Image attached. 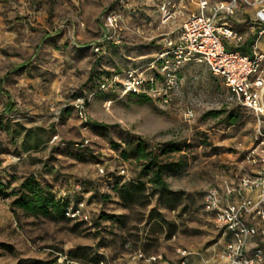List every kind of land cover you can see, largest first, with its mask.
Segmentation results:
<instances>
[{
  "label": "rangeland",
  "instance_id": "374dc122",
  "mask_svg": "<svg viewBox=\"0 0 264 264\" xmlns=\"http://www.w3.org/2000/svg\"><path fill=\"white\" fill-rule=\"evenodd\" d=\"M161 1L0 0V188L9 194H0V264H153L135 255L173 261L180 249L209 256L221 247L205 193L251 172L255 115L201 61L181 67L168 101L99 89L101 75L133 68L165 85L157 56L185 16L163 22ZM109 10L124 30L98 54L92 45ZM81 95L89 124L75 107ZM140 139L169 163V195L135 153ZM171 143L181 149L166 151ZM30 174L82 200L84 214L55 219L15 207ZM116 181L145 188L127 201Z\"/></svg>",
  "mask_w": 264,
  "mask_h": 264
},
{
  "label": "built area",
  "instance_id": "2783aa9c",
  "mask_svg": "<svg viewBox=\"0 0 264 264\" xmlns=\"http://www.w3.org/2000/svg\"><path fill=\"white\" fill-rule=\"evenodd\" d=\"M196 2L197 10L189 13L185 0H162L160 3L163 22L185 16L176 30L167 33L165 49L157 56L164 86H158L156 75L133 68L104 77L101 88L119 94L150 93L168 101L167 91L177 84L181 67L191 61L205 62L214 75L224 79L238 102L256 117L258 125L246 154L251 172L244 173L236 181L226 182L223 188L211 187L205 193V210L213 214L223 241L220 248H214L212 257L194 261L191 259L194 253L187 249H180L173 261H163L162 255L146 257L139 253L135 257L157 264H264V51L250 55L239 49H229L224 41V38L243 39L230 22L242 5L253 6L257 21L264 23V0ZM103 23V34L92 45L98 54L107 43L119 44L118 36L124 30L121 15L115 10L107 11ZM263 32L264 29L260 31ZM75 107L81 120L89 124L86 97H77ZM84 206L83 201L77 207L72 205L67 214L79 217L84 214ZM64 264L74 263L68 260ZM97 264L110 263L102 259Z\"/></svg>",
  "mask_w": 264,
  "mask_h": 264
},
{
  "label": "trees",
  "instance_id": "16d2710c",
  "mask_svg": "<svg viewBox=\"0 0 264 264\" xmlns=\"http://www.w3.org/2000/svg\"><path fill=\"white\" fill-rule=\"evenodd\" d=\"M114 45L117 44L107 43L105 44L104 49H107V47H111ZM112 73L114 72L100 76V90L105 92H114L111 89L106 90L101 88V83L104 80V77L110 76ZM91 78L92 77L90 76L89 79ZM86 100L88 105L89 101L87 97ZM233 120L236 121L237 118H234ZM132 146L135 153L141 159L145 160L144 166L146 170L152 172L153 181L157 185L159 192L164 195H169L171 191L169 189L168 182L164 177V170L167 166H169V163H164L163 160L160 159L159 154L153 150H149L147 144L141 139L134 143ZM179 149H181L179 145L171 143V145L165 150L169 152ZM113 188L118 192L122 199L127 201H137V199L140 198V190L144 191L145 187L141 184L134 185L127 181H116V183L113 184ZM0 194L6 196L9 195L3 188H0ZM79 202H82V200L78 199L74 201V199L70 195H60L59 193H57V191H54L49 186L45 185L40 179H38L35 174H30L26 176L21 182L17 191V197L13 201V205L34 216H45L55 219H73L76 217L69 216L67 212L69 210V207H71L72 205H75L77 207ZM99 261L100 260L97 259V262Z\"/></svg>",
  "mask_w": 264,
  "mask_h": 264
},
{
  "label": "crops",
  "instance_id": "0c3cea01",
  "mask_svg": "<svg viewBox=\"0 0 264 264\" xmlns=\"http://www.w3.org/2000/svg\"><path fill=\"white\" fill-rule=\"evenodd\" d=\"M185 3L187 4L188 9H191L192 11L197 10L198 8L196 0H185ZM230 22L232 26L243 35V39L240 41L226 39L225 44L229 49H239L250 55L264 51V32L260 33V31L264 29V23L257 21L255 8L253 6L242 5L233 18L231 17ZM214 248L216 247H213L210 250L211 253L209 256L203 253L199 254V256L192 255L191 259L198 261L212 257L214 254Z\"/></svg>",
  "mask_w": 264,
  "mask_h": 264
}]
</instances>
